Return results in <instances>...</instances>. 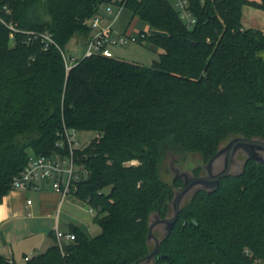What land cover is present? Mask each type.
Returning a JSON list of instances; mask_svg holds the SVG:
<instances>
[{
    "label": "trees",
    "instance_id": "trees-1",
    "mask_svg": "<svg viewBox=\"0 0 264 264\" xmlns=\"http://www.w3.org/2000/svg\"><path fill=\"white\" fill-rule=\"evenodd\" d=\"M110 2L149 24L138 42L161 49L157 59L94 53L66 69L61 50L88 37L87 20ZM243 4L264 9V0H188V26L170 0H0V200L30 151L56 150L63 126L92 130L75 151L88 174L73 195L100 227L90 235L71 222L62 248L50 232L43 251L21 263L0 254V264H264V164L247 156L213 189L186 195L171 230L156 226L157 253L140 260L154 247L150 221L173 213L183 184L161 176L167 156L207 162L232 137L264 140V33L242 27Z\"/></svg>",
    "mask_w": 264,
    "mask_h": 264
},
{
    "label": "built area",
    "instance_id": "built-area-1",
    "mask_svg": "<svg viewBox=\"0 0 264 264\" xmlns=\"http://www.w3.org/2000/svg\"><path fill=\"white\" fill-rule=\"evenodd\" d=\"M171 1L174 3L173 5L179 12L180 17L188 26H191L195 18L188 8V0ZM103 7L102 14L100 11ZM122 7V5L114 2L101 4L97 13L87 20L91 30L86 40L83 56H89L94 53L114 56L111 49L113 46L123 45L128 42L137 43L140 38L144 37V32L134 33L131 31L128 34L126 31L114 32L113 25ZM10 27L15 29L12 24ZM37 35L41 37L45 46L49 43H54L49 32H42ZM61 53L66 69H68L76 59L73 56L68 58L63 50H61ZM59 136L54 144L56 150L48 154H37L32 151L28 153L27 162L12 178L11 188L39 189L42 182H49L52 189L60 195V201L69 195H73L77 181L88 174V170L84 165L77 161L75 151L87 143L80 144L77 130L74 128L63 126ZM27 202H30V200L28 199ZM88 211L93 213L94 209L90 207ZM54 234L60 248H62L64 240L74 239L73 233L64 232L57 226L54 229ZM29 257L24 255L23 260H27Z\"/></svg>",
    "mask_w": 264,
    "mask_h": 264
},
{
    "label": "crops",
    "instance_id": "crops-1",
    "mask_svg": "<svg viewBox=\"0 0 264 264\" xmlns=\"http://www.w3.org/2000/svg\"><path fill=\"white\" fill-rule=\"evenodd\" d=\"M240 22L244 28L258 29L264 33V9L243 4ZM123 31H127V27L119 32ZM28 199L30 202H27ZM80 203L74 195L60 201V195L49 182H42L39 189L11 188L0 200V254L21 263L24 255L31 256L43 251L54 243L50 232L54 233L56 226L67 232L71 222L82 225L81 222L62 219V212L83 221L93 214L88 209L80 210V213Z\"/></svg>",
    "mask_w": 264,
    "mask_h": 264
},
{
    "label": "rangeland",
    "instance_id": "rangeland-1",
    "mask_svg": "<svg viewBox=\"0 0 264 264\" xmlns=\"http://www.w3.org/2000/svg\"><path fill=\"white\" fill-rule=\"evenodd\" d=\"M172 2V1H171ZM172 4H174L172 2ZM115 8V7H114ZM104 10V7L101 8V11ZM127 27V34L132 32H138V31H145L146 33H151V28L149 24L141 19H139L137 16H133L132 12L127 7H122L119 13V16L117 17L116 21L114 22L113 29L114 32H119ZM130 29V30H128ZM86 40L87 37L83 35H75L73 36L67 43V45L64 47V53L68 58L73 56L75 59H80L84 55V50L86 47ZM112 51L114 53V56L120 59H126L129 61H135L143 65H150L153 59H157L159 51L161 49L155 47L154 45L146 42L145 40L141 42H128L123 45L113 46ZM264 56V50L260 52ZM78 139L80 144L88 143L90 139H92L95 136V132L92 130H80L77 131ZM244 158V157H243ZM243 158L240 160V163L236 166H233L231 169L232 173H237L240 171V168L243 163ZM206 162L203 161V158L200 154L196 152H187L182 153L175 156H167L161 163L160 166V172L161 176L164 179H169L172 177V175L176 174V172H188L191 173V170L194 168H198V173H202L205 171L204 164ZM80 208H78L79 212L80 210H87L90 208L86 203L82 202L80 203ZM81 213V212H80ZM93 215L87 216L88 222L86 220H77L79 218H72L69 215H65L63 212L61 213L62 219H68L73 220L74 222H81L84 228V230L90 234L95 235L100 231V227L97 223L93 221ZM77 215L75 214V217ZM64 223V222H63ZM157 226V225H156ZM156 226L153 229L154 235L157 237L160 235L158 231L155 229ZM64 227V224L62 225ZM162 230V229H161ZM163 232V231H162Z\"/></svg>",
    "mask_w": 264,
    "mask_h": 264
},
{
    "label": "water",
    "instance_id": "water-1",
    "mask_svg": "<svg viewBox=\"0 0 264 264\" xmlns=\"http://www.w3.org/2000/svg\"><path fill=\"white\" fill-rule=\"evenodd\" d=\"M238 151H244L248 158H252L264 164V156L261 153H264L263 139L235 136L230 138L207 160L204 164L205 174L192 175L184 171L180 173L176 172V174L182 178L183 184L174 194L172 200L173 213L164 218L155 216V218L150 221L147 238L154 240V247L140 260H150L158 251L159 239L153 233L154 227L160 225L164 233L169 232L177 219L182 199L190 192L199 189L209 190L216 187L222 177L231 173L232 163ZM137 262L138 261H136L135 264H137Z\"/></svg>",
    "mask_w": 264,
    "mask_h": 264
},
{
    "label": "flooded vegetation",
    "instance_id": "flooded-vegetation-1",
    "mask_svg": "<svg viewBox=\"0 0 264 264\" xmlns=\"http://www.w3.org/2000/svg\"><path fill=\"white\" fill-rule=\"evenodd\" d=\"M262 153V155L264 156V153L263 152H261ZM244 156H246V154L244 153V151H238V153L235 155V157H234V162L232 163V167L233 166H236L237 164H239L240 163V160L244 157ZM244 159V158H243ZM231 167V168H232ZM206 173V171H203L202 173H199V174H205ZM198 174V175H199Z\"/></svg>",
    "mask_w": 264,
    "mask_h": 264
}]
</instances>
